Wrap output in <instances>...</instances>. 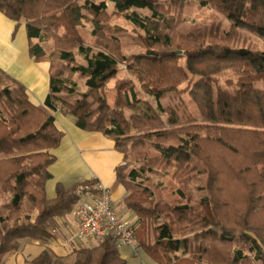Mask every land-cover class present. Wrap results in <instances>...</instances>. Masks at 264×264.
<instances>
[{"label": "trees", "instance_id": "trees-1", "mask_svg": "<svg viewBox=\"0 0 264 264\" xmlns=\"http://www.w3.org/2000/svg\"><path fill=\"white\" fill-rule=\"evenodd\" d=\"M108 2L113 5L111 12ZM200 2L232 20L224 36L210 34V41L200 42L206 37L177 33L179 19L167 15L159 0H0V10L7 17L26 23L32 56L52 64L43 106L32 103L23 83L6 75L11 83L3 85L0 76L4 105L0 108V199L2 192L11 194L7 214L0 210V264L7 253L21 248L24 239H55L53 230L61 226L58 218L71 213L79 200L78 185L67 188L59 183L55 198L46 194V182L53 177L49 167L56 161L51 149L64 136L52 113L58 111L59 103L77 126L110 136L124 154L130 141H153L162 159L175 163L181 179L188 169L197 170L201 164L200 172L208 176V193L198 208L187 203L157 204L150 209L135 197L126 198L127 206L138 215L137 239L145 219H159L161 212H175L186 222L189 231L183 236H176L181 229L173 221H164L153 229V244L138 239L137 244L154 259L163 264H264V49L231 44L234 33L242 28L264 35V0ZM137 9L151 14L142 15ZM84 10L94 24L97 45H85L77 33L82 20L89 19ZM113 15L124 16L144 30L145 53L118 55L115 43L102 40L114 26L101 20ZM119 27L115 28L122 30ZM50 40L55 50L48 52L45 44ZM182 57L185 65L179 63ZM57 60L63 64L53 72ZM122 61L157 100V107L139 98L133 87L132 92L120 87L115 106L110 105L104 89L117 77ZM228 68L238 74L233 91L218 86L214 79ZM67 71L86 80L85 92H80ZM184 82L187 85L181 88ZM176 90L190 94L201 119L182 121L175 109L162 106L161 99ZM76 94L79 97L71 100ZM125 108L132 110L129 117ZM169 140L178 143L162 144ZM125 170V165L117 169L118 179L129 189L127 182H135L141 173ZM194 227L197 233L192 241L189 233ZM73 252L71 264H127L112 238ZM31 264L68 262L45 250Z\"/></svg>", "mask_w": 264, "mask_h": 264}, {"label": "rangeland", "instance_id": "rangeland-1", "mask_svg": "<svg viewBox=\"0 0 264 264\" xmlns=\"http://www.w3.org/2000/svg\"><path fill=\"white\" fill-rule=\"evenodd\" d=\"M96 3H100L103 0H93ZM165 4V13L167 15H174L179 19L180 23L176 27V32L187 36L194 34L196 36H205V40L201 39L200 42L210 41L208 38L210 34L224 36L232 27V20L225 14L218 11L213 6H201V0H159ZM109 3V11H112L113 5ZM131 10H135L132 8ZM142 15L151 14L148 9H137ZM84 13L88 15L89 19H83L78 26L80 36L82 37L85 45H97L98 39L93 34L94 24L91 21L90 14L84 10ZM109 22L114 28L111 32H105L102 37L104 42L108 45L116 44V53L118 55L131 56L134 54L145 53L148 49L146 43L143 40L145 32L143 29L136 26L130 19L124 16L113 15L108 20H101ZM121 27L122 30H118L115 27ZM119 27V28H120ZM235 39L231 41L234 46H249L253 49H264V35L259 33H253L246 28L239 30V33H234ZM177 41V39H175ZM48 52L55 50L53 40H50L45 44ZM115 48V47H114ZM158 49V48H157ZM75 51L77 50L74 49ZM177 53H180L179 51ZM181 51L180 54H182ZM179 63L185 65L186 60L184 57L180 58ZM62 62L57 60L54 63L53 72L59 71L62 66ZM67 75L73 77L78 83L80 92L87 90L86 80L81 78L79 74ZM3 85L10 84L7 76L0 72ZM218 82V86L225 90L233 91L234 85L238 79V74L233 68H228L223 72L217 74L215 78ZM229 80L232 84H229ZM187 82L182 83L180 86L185 87ZM258 86H262L259 83ZM122 87L123 92L130 91L133 87L137 91L138 97L144 101L150 103L153 107L158 106L157 100L150 94H148L142 86V83L137 79L136 75L131 72L125 61L120 63V71L117 77L110 79L104 89V93L108 98V101L112 107L115 106V100L117 98L118 90ZM129 92V93H130ZM80 94L74 95L71 100L79 97ZM163 107H171L175 109L180 115L182 121L191 119H201L200 112L197 105L193 101L189 93L180 90L172 91L161 99ZM0 108L4 109V105L0 103ZM127 117L132 113L130 108H125ZM7 118L9 115H5ZM163 118L168 124V114L164 113ZM134 135H138L136 132ZM177 144V140H169L167 143ZM126 155V173L130 170L136 169L140 171V176L132 182L129 180L128 192L130 197L140 200L142 205L147 208H153L157 204L167 205L168 207H174L183 204H190L194 208H198L200 200L207 195V174H203L201 171V164H198V169H188L182 179L177 176V168L175 163L165 162L159 154L155 143L153 141H145L138 144L135 141H130L128 151ZM196 160V159H195ZM196 161H194L195 163ZM192 167V166H191ZM7 192H2L4 196L2 200L5 202V206H10V201L6 198ZM156 218L145 219V225L141 226L138 233V238L146 240L148 243L155 242L154 230L156 225L163 223L164 221H173L175 226H178L181 230H178L176 236H183L189 229L186 227V222L180 221L178 214L171 211H164L160 213V216ZM190 228V227H189ZM194 231V232H193ZM190 230V240H194L192 235L197 233L196 228ZM181 232V234H180Z\"/></svg>", "mask_w": 264, "mask_h": 264}, {"label": "crops", "instance_id": "crops-1", "mask_svg": "<svg viewBox=\"0 0 264 264\" xmlns=\"http://www.w3.org/2000/svg\"><path fill=\"white\" fill-rule=\"evenodd\" d=\"M51 71L50 61L37 60L32 56L26 23L16 22L0 10V72L23 83L32 103L43 106L50 91ZM52 113L56 118V126L64 136L60 145L51 149L56 161L49 167L53 177L46 182L48 198L56 197L59 183L69 188L97 179L111 190L118 213L136 222L137 213L126 204L128 189L118 179L117 174V169L126 164V155L116 148L115 140L103 132L80 128L72 116L61 110ZM6 195L11 200V194ZM3 197L2 195L0 199V210L6 215L8 207L5 206ZM58 222L66 231L73 229L76 224L72 212L59 217ZM97 244L98 240L91 239L85 244L80 243L78 247ZM45 250L65 258L68 264L74 262V252L58 247L54 239H24L21 248L7 253L1 264H31V260ZM119 251L127 264H163L154 259L140 244H123L119 246Z\"/></svg>", "mask_w": 264, "mask_h": 264}, {"label": "built area", "instance_id": "built-area-1", "mask_svg": "<svg viewBox=\"0 0 264 264\" xmlns=\"http://www.w3.org/2000/svg\"><path fill=\"white\" fill-rule=\"evenodd\" d=\"M61 108L59 103L58 110ZM76 192L80 197L72 210L76 222L74 228L66 231L61 225L53 230L58 247L73 252L80 243L104 238L114 239L118 246L137 245L136 222L118 213L107 186L93 179L78 184Z\"/></svg>", "mask_w": 264, "mask_h": 264}, {"label": "water", "instance_id": "water-1", "mask_svg": "<svg viewBox=\"0 0 264 264\" xmlns=\"http://www.w3.org/2000/svg\"><path fill=\"white\" fill-rule=\"evenodd\" d=\"M181 53V51H179Z\"/></svg>", "mask_w": 264, "mask_h": 264}]
</instances>
